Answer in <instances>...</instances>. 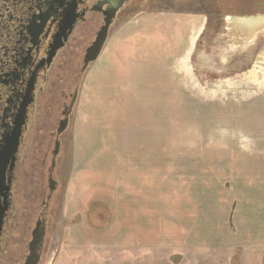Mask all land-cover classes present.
I'll return each mask as SVG.
<instances>
[{
  "label": "rangeland",
  "instance_id": "rangeland-1",
  "mask_svg": "<svg viewBox=\"0 0 264 264\" xmlns=\"http://www.w3.org/2000/svg\"><path fill=\"white\" fill-rule=\"evenodd\" d=\"M210 2L111 30L63 113L42 264H263L264 33L235 49Z\"/></svg>",
  "mask_w": 264,
  "mask_h": 264
},
{
  "label": "flooded vegetation",
  "instance_id": "flooded-vegetation-1",
  "mask_svg": "<svg viewBox=\"0 0 264 264\" xmlns=\"http://www.w3.org/2000/svg\"><path fill=\"white\" fill-rule=\"evenodd\" d=\"M155 1L123 0L112 18L119 0H0V153L24 115L17 154L1 157L0 264H27L33 252L44 262L61 191L57 131L90 68L81 73L87 49L108 16L109 36L121 16ZM207 1L216 11L208 25L219 32L236 18L264 15V0Z\"/></svg>",
  "mask_w": 264,
  "mask_h": 264
},
{
  "label": "water",
  "instance_id": "water-1",
  "mask_svg": "<svg viewBox=\"0 0 264 264\" xmlns=\"http://www.w3.org/2000/svg\"><path fill=\"white\" fill-rule=\"evenodd\" d=\"M122 3H123V0H119L118 4H116L114 7L110 9L112 18L115 17V14L119 10ZM109 17L110 16H108L105 27L98 33L95 41L87 49L86 55L84 57V66L82 67V70H81L82 74L87 70L89 65L95 63L99 59L100 55L102 54L105 48V45L108 41V30L111 25V22L110 23L108 22ZM234 20H235L234 25L229 27L228 30L231 33H234L232 37L230 36L231 39H229V42L231 46L236 47L235 49L247 47L251 43L253 44V42L256 41L257 36H259L261 33H264V15H256L255 17H246V18H236ZM56 48H57V45L55 46V49ZM77 95L78 94L75 93V97H74L73 103L70 106V110H72L73 105L76 102ZM66 117H68V115H66ZM23 125H24V115L22 113L20 114V117L16 119L15 128L13 132V135H14L13 138L8 139V141L5 140L6 143L2 147V150L0 153V166H4L3 164L4 162L2 161V158H1L2 156H7L10 152L12 153V157H14V155L17 154L19 142H20L19 138L21 137V131H22ZM68 125H69V119L66 118L65 121L60 123L59 129L57 131L58 136L63 135L65 133V131L68 128ZM60 153H61V149L58 143L56 151L54 153L55 157L60 155ZM10 157L11 156L8 155V158ZM1 174H2V170H1ZM35 244H38V242H35ZM39 263H40L39 257L36 256L33 252L27 264H39Z\"/></svg>",
  "mask_w": 264,
  "mask_h": 264
},
{
  "label": "crops",
  "instance_id": "crops-1",
  "mask_svg": "<svg viewBox=\"0 0 264 264\" xmlns=\"http://www.w3.org/2000/svg\"><path fill=\"white\" fill-rule=\"evenodd\" d=\"M108 41H109V39H108ZM108 41H107V43H108ZM107 45V44H106ZM105 49H106V46H105V48H104V50H103V52H102V54L100 55V57H99V59L101 58V56L103 55V53L105 52ZM99 59L97 60V61H99ZM96 61V62H97ZM263 255H264V253H263ZM263 257V256H262Z\"/></svg>",
  "mask_w": 264,
  "mask_h": 264
},
{
  "label": "trees",
  "instance_id": "trees-1",
  "mask_svg": "<svg viewBox=\"0 0 264 264\" xmlns=\"http://www.w3.org/2000/svg\"><path fill=\"white\" fill-rule=\"evenodd\" d=\"M262 261H263V264H264V255L262 257ZM233 263L236 264L237 263V260H234Z\"/></svg>",
  "mask_w": 264,
  "mask_h": 264
}]
</instances>
